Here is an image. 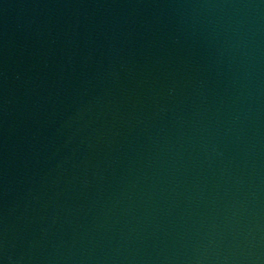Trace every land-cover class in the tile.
Returning <instances> with one entry per match:
<instances>
[{
    "label": "water",
    "instance_id": "95a60500",
    "mask_svg": "<svg viewBox=\"0 0 264 264\" xmlns=\"http://www.w3.org/2000/svg\"><path fill=\"white\" fill-rule=\"evenodd\" d=\"M0 264H264V0H0Z\"/></svg>",
    "mask_w": 264,
    "mask_h": 264
}]
</instances>
